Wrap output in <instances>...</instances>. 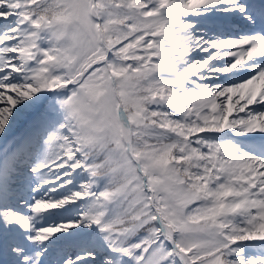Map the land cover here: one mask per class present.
<instances>
[{
  "label": "snow or ice",
  "instance_id": "snow-or-ice-1",
  "mask_svg": "<svg viewBox=\"0 0 264 264\" xmlns=\"http://www.w3.org/2000/svg\"><path fill=\"white\" fill-rule=\"evenodd\" d=\"M0 264H264V0H0Z\"/></svg>",
  "mask_w": 264,
  "mask_h": 264
}]
</instances>
